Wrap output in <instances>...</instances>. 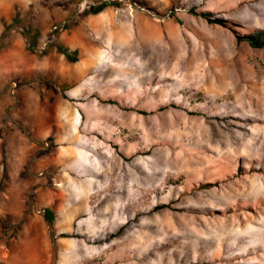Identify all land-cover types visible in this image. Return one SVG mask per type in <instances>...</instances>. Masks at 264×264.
<instances>
[{
  "label": "rangeland",
  "instance_id": "obj_1",
  "mask_svg": "<svg viewBox=\"0 0 264 264\" xmlns=\"http://www.w3.org/2000/svg\"><path fill=\"white\" fill-rule=\"evenodd\" d=\"M5 26L6 115L52 141L0 150V258L264 264V0H0Z\"/></svg>",
  "mask_w": 264,
  "mask_h": 264
},
{
  "label": "trees",
  "instance_id": "obj_2",
  "mask_svg": "<svg viewBox=\"0 0 264 264\" xmlns=\"http://www.w3.org/2000/svg\"><path fill=\"white\" fill-rule=\"evenodd\" d=\"M103 10H104V8H100L98 10H95L94 12H91V15L96 16V15L100 14ZM85 15H90V14L86 13ZM202 17L204 19H208L207 14H204ZM218 23L224 25L223 22H221V21H218ZM67 29H68V27H67ZM11 31H12V27L5 26L4 32H3L2 36L0 37V46L1 47H4V43L6 42V40L9 39ZM59 35L60 34H59L58 30H56V32H54V34L51 35L50 42L48 44H46L45 48L41 52H39V51H37L39 33L34 31L33 28H28L27 30L23 31V39L26 43L27 51L30 54L36 56L38 59H41L43 57H48V56L52 55L53 53H56L60 56H63L69 63H76L77 62V55L79 52L77 50L71 51V50L65 48L64 46L60 45L58 43ZM242 40L245 41L252 48L264 49V31H259V32H255L254 34L244 36L242 38ZM64 98L67 99V97H65V96H64ZM13 130H18L23 137L28 139L33 144H35L37 146H42L43 148L46 147L45 148L46 151L49 150V148H50L49 144H51L50 142L52 141L51 138H49L44 143L36 142V140H34L33 136L30 134V132L24 127L22 122L12 121L8 117V115H6L5 120H4V127L0 130V138L3 139V146H2L3 155H5L4 136H5V134H7ZM44 145H46V146H44ZM3 180H6L5 174H4ZM44 220H45L46 225L48 227L49 236H50L51 240H54L56 238L55 228H54L55 215L50 209H46L44 211ZM61 238H66V237L61 236Z\"/></svg>",
  "mask_w": 264,
  "mask_h": 264
},
{
  "label": "crops",
  "instance_id": "obj_3",
  "mask_svg": "<svg viewBox=\"0 0 264 264\" xmlns=\"http://www.w3.org/2000/svg\"><path fill=\"white\" fill-rule=\"evenodd\" d=\"M11 71L13 72L12 75L19 74V72H16L17 70H10L8 73H10ZM12 75L9 74V76H8V74H6V76H4L0 80V130L4 127V120H5V116H6V110L10 106L9 102L6 100V97L8 95L4 94L5 90H2V87H4L5 81H7L6 79L12 77ZM11 134L12 133L5 134V136H4V144H5V146L7 145L8 138L10 137ZM2 146H3V139L0 138V150H2ZM1 159L2 158H0V161H1ZM0 180H1V178H0ZM3 235H5V234H3ZM6 236H7V233H6ZM6 236H3V237L6 238ZM19 240H21L20 241L21 243H19L17 246H15L17 248L14 247L13 250H12V253L8 252L7 258H6V255L4 256V254H3L2 257L0 258V263L17 264L15 259L16 258H20L21 254H23V248H24L23 244H22L23 243L22 239H19ZM20 264H22V263L20 262Z\"/></svg>",
  "mask_w": 264,
  "mask_h": 264
},
{
  "label": "built area",
  "instance_id": "obj_4",
  "mask_svg": "<svg viewBox=\"0 0 264 264\" xmlns=\"http://www.w3.org/2000/svg\"><path fill=\"white\" fill-rule=\"evenodd\" d=\"M57 30V28H54V31H56ZM13 87H14V89H16L17 88V85L16 84H13Z\"/></svg>",
  "mask_w": 264,
  "mask_h": 264
}]
</instances>
